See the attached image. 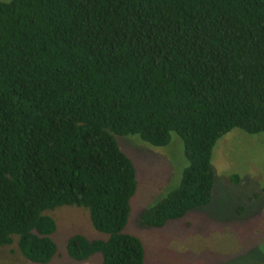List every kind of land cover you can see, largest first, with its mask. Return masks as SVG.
<instances>
[{
	"label": "trees",
	"instance_id": "16d2710c",
	"mask_svg": "<svg viewBox=\"0 0 264 264\" xmlns=\"http://www.w3.org/2000/svg\"><path fill=\"white\" fill-rule=\"evenodd\" d=\"M234 129L264 133V0H0V251L50 264L66 206L104 235L72 236V260L145 264L125 233L137 170L115 137L183 141L180 186L142 217L160 229L210 205Z\"/></svg>",
	"mask_w": 264,
	"mask_h": 264
},
{
	"label": "rangeland",
	"instance_id": "374dc122",
	"mask_svg": "<svg viewBox=\"0 0 264 264\" xmlns=\"http://www.w3.org/2000/svg\"><path fill=\"white\" fill-rule=\"evenodd\" d=\"M115 138L137 170L138 190L125 233L142 241L145 264H264V133L234 129L222 136L212 154L215 184L210 205L160 229L144 227L142 217L180 186L189 166L183 141L172 134L170 145L156 148L138 136ZM50 215L58 226L53 236L58 254L50 264L101 262L100 256L74 261L66 252L74 235L104 238L88 211L65 206ZM0 264L34 263L23 257L15 242L1 249Z\"/></svg>",
	"mask_w": 264,
	"mask_h": 264
}]
</instances>
